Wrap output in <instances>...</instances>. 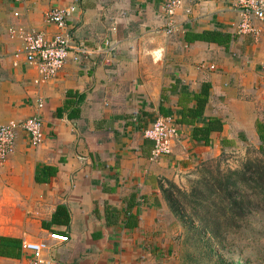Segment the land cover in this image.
<instances>
[{
	"label": "crops",
	"instance_id": "1",
	"mask_svg": "<svg viewBox=\"0 0 264 264\" xmlns=\"http://www.w3.org/2000/svg\"><path fill=\"white\" fill-rule=\"evenodd\" d=\"M74 1L0 0V125L43 121L42 142L31 145L18 129L0 165L16 202L0 219V239L44 242L54 264H165L166 183L243 144L264 150L256 127L264 123V22L253 21L257 36H239L237 0H185L167 36L164 0H76L67 34L86 53L71 52L55 79L41 81L21 36L53 38L47 13ZM210 33L231 39L220 46L198 37ZM106 42L113 49L98 50ZM205 85L203 119L218 118L222 129L204 145L177 125L172 153L152 160L143 132L159 116L178 118L182 92ZM43 167L56 174L37 182ZM27 259L22 249L0 253V264Z\"/></svg>",
	"mask_w": 264,
	"mask_h": 264
},
{
	"label": "rangeland",
	"instance_id": "2",
	"mask_svg": "<svg viewBox=\"0 0 264 264\" xmlns=\"http://www.w3.org/2000/svg\"><path fill=\"white\" fill-rule=\"evenodd\" d=\"M257 147L243 144L212 158L196 161L190 167H185L175 182L166 183L168 196L172 195L167 200L172 218L168 222L171 230L167 235V248L159 257L162 263L238 264L237 260L242 258V261H249L250 264H264V205L246 213L244 219L233 228L235 236L229 234L230 237L225 241L215 239L204 227L206 223H200L192 211L199 200L197 191L205 189V182L216 185L213 182L224 180L231 172L240 170L245 163L263 158ZM215 192L218 199L217 188ZM171 200L176 202L170 203ZM206 202H209V197ZM15 206L13 187L4 166H1L0 219H10L8 216L14 212ZM199 213L203 216L201 211Z\"/></svg>",
	"mask_w": 264,
	"mask_h": 264
},
{
	"label": "built area",
	"instance_id": "3",
	"mask_svg": "<svg viewBox=\"0 0 264 264\" xmlns=\"http://www.w3.org/2000/svg\"><path fill=\"white\" fill-rule=\"evenodd\" d=\"M29 2L30 0H22ZM185 0H164L160 8V19L163 21V31L167 36L176 31L174 17L182 9ZM75 0L70 6L54 7L46 16V21L53 25L57 32L51 39H47L42 32H29L21 36L25 45V59L38 69L41 81L53 80L66 64L71 52L74 54L86 53L82 45H72L67 34V23L76 11ZM235 9L240 17L236 28L237 35L257 36L253 21L264 22V0H237ZM113 47L106 42L103 49L111 51ZM76 55V57H77ZM178 124L172 117L159 116L149 128L143 132L144 138L153 143L151 159L159 160L172 153L173 144L178 138ZM21 129L27 134L31 145H38L43 140V121L34 116L17 124L0 125V165L13 153L15 132ZM60 243H67L66 236L59 238ZM22 251L28 259L24 264H54L48 253L50 247L44 242H22Z\"/></svg>",
	"mask_w": 264,
	"mask_h": 264
},
{
	"label": "trees",
	"instance_id": "4",
	"mask_svg": "<svg viewBox=\"0 0 264 264\" xmlns=\"http://www.w3.org/2000/svg\"><path fill=\"white\" fill-rule=\"evenodd\" d=\"M198 37L220 46H226L231 39L230 35L220 33H210L208 38L205 34ZM208 90L209 87L205 85L198 93L191 94L187 90L182 92L181 100L184 101H180L182 111L178 118H174L178 125L191 126V138L204 145L209 144L210 135L213 132H219L222 129V123L218 118L203 119L204 109L208 102ZM190 102H194L193 107H189ZM71 117L73 118V115ZM256 127L259 139L264 144V123L257 122ZM259 151L263 158L245 163L240 170L231 172L224 180L213 182L216 185L205 182V189L197 191L199 200L195 208L192 209L193 216L200 223H206L204 227L218 241H225L230 237L229 234L233 235V228L238 224V221L244 219L246 213L251 210L255 211L259 209V206L264 205V150L259 148ZM56 171L52 167H43L36 176V181H45L54 176ZM216 188L219 193L218 199L215 194ZM165 195L167 200L172 197V195L168 196L167 190ZM208 197L209 202L205 203ZM171 202L175 203L176 201L171 200ZM173 210L172 208L174 213L175 210ZM199 211L203 213V216ZM16 249H22V242L14 239H0V253L5 254ZM237 263L250 264L249 261H242V258H239Z\"/></svg>",
	"mask_w": 264,
	"mask_h": 264
}]
</instances>
